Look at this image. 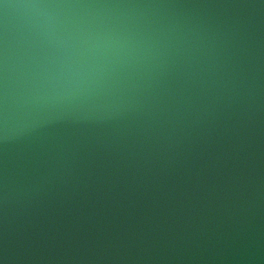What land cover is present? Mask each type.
I'll return each instance as SVG.
<instances>
[{
	"label": "water",
	"instance_id": "1",
	"mask_svg": "<svg viewBox=\"0 0 264 264\" xmlns=\"http://www.w3.org/2000/svg\"><path fill=\"white\" fill-rule=\"evenodd\" d=\"M0 264H264V0H0Z\"/></svg>",
	"mask_w": 264,
	"mask_h": 264
}]
</instances>
